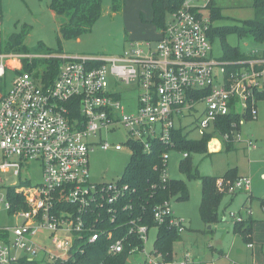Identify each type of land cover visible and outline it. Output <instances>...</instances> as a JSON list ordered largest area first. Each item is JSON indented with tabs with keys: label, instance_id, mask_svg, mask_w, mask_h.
<instances>
[{
	"label": "built area",
	"instance_id": "2783aa9c",
	"mask_svg": "<svg viewBox=\"0 0 264 264\" xmlns=\"http://www.w3.org/2000/svg\"><path fill=\"white\" fill-rule=\"evenodd\" d=\"M200 1L183 0L161 28L160 39L132 41L120 56L0 52V173L16 168L20 177L17 184L8 186L7 199L0 194V212L23 219L20 225H0V264L38 261V257L41 262L68 259L102 236L113 240L111 254L125 250L127 238L114 239L111 223L119 219L117 211L128 185L121 180H91L89 153L95 146L105 150L128 147L132 155L128 142L139 143L150 153L153 142L160 141L167 148L162 154V180L167 182L178 129L189 138L195 129L200 138L212 134L211 151L243 139L240 125L247 114L256 119L260 102L264 103V41L245 51L243 58H216L210 35L212 20L201 12L208 4L201 6ZM2 27L0 15V31ZM50 56L62 60L58 75L50 82L44 72L37 75L25 70L26 60L32 63L34 58ZM124 84L137 90L136 108L131 112H126ZM233 111L240 113L239 124L222 134L218 120ZM121 127L126 129V143L104 139L103 132ZM245 141L249 149L256 148L252 138ZM181 153L183 158L189 156ZM36 162L42 180L31 187L27 171ZM2 185L0 175V188ZM217 185L224 190L222 178ZM12 189L27 208H14ZM251 189L252 179L238 176L228 191L250 193ZM123 207L129 208L130 203ZM246 209L247 217L231 211L228 218L243 221L252 213ZM154 219V227L167 223L180 233L186 229L169 201L155 207ZM131 223V232L142 242L131 255L144 252L141 264H174L162 259L155 247L147 251L153 227L136 220ZM45 231L52 247L44 240ZM41 235L44 243L34 240ZM20 250L32 258L20 257L16 254Z\"/></svg>",
	"mask_w": 264,
	"mask_h": 264
},
{
	"label": "rangeland",
	"instance_id": "374dc122",
	"mask_svg": "<svg viewBox=\"0 0 264 264\" xmlns=\"http://www.w3.org/2000/svg\"><path fill=\"white\" fill-rule=\"evenodd\" d=\"M153 0H124L119 11L112 9L113 0H103V12L90 31L82 34L79 38H63L60 34V24L50 8L52 0H0V12L3 16L2 36L6 44L14 33H20L28 29L24 38V45L34 55H45L49 52L63 51L69 56H89L107 58L120 56L132 41L158 40L161 38V27L152 22ZM254 0H213L222 9L223 18L212 21L213 29L225 26H243L247 20L255 16V8L252 6ZM209 4L201 0L200 5ZM202 14L210 17V8L201 9ZM170 15H167V19ZM212 20V19H211ZM258 42L251 36L240 37L238 33L229 32L225 41L215 36L213 42L214 56L221 59L225 56V45L239 47L242 51H248L256 46ZM43 69V66H40ZM221 69L219 68L218 71ZM124 88V103L126 112L134 111L136 108L137 90L130 89L128 85ZM246 119L240 125L243 139L237 142L235 149L227 150L222 146L219 150L210 153L192 154L194 171L197 169L204 176H223L230 168H237L241 175L249 176L252 179V190L256 196L264 195V103L260 102L259 113L256 119ZM103 137L111 143H126V129L121 127L110 133L103 132ZM252 138L256 148L249 149L246 146L245 138ZM190 138L199 139L200 134L195 129L191 132ZM246 147V148H245ZM131 151L128 147L123 150L114 148L105 150L99 145L89 153V165L91 180L94 182L117 181L122 179L127 165L130 162ZM183 154L174 150L171 153L168 167V175L171 179L185 180L188 185L189 198L180 200L177 196L171 198L175 213L184 220L187 229L182 232L183 241L173 244L174 258L183 255L185 251L203 254L214 258L208 264H259L255 262L252 251L249 253L247 243L242 237L231 236L222 231L224 225L231 226L232 219L228 218L231 211H238L242 203L248 197V191H239L233 201L230 194L224 196L219 213L224 214L229 222H218L212 224L215 233H209L208 227L203 221L200 213V204L203 196L202 184L197 178H188L187 174L180 169V162ZM24 174V173H23ZM3 179V187L0 194L8 198V186L15 185L20 181L16 168L0 173ZM27 177L31 178V187H35L42 180L41 166L36 162L33 168L27 171ZM230 202V204H229ZM256 216L264 215L261 208V199L256 197L250 208ZM248 210V209H246ZM244 217L246 212H243ZM22 218H16L7 211L0 212V225H20ZM159 227L150 230V237L147 243V251L155 247ZM44 236H36L34 240L45 242L52 247L49 232L45 231ZM197 234V235H196ZM59 233V236H63ZM221 250V251H220ZM20 257L31 255L20 250L16 252ZM146 254L140 252L130 257L128 264H141ZM40 261V257L37 258ZM50 262V261H48ZM14 264H25L21 261ZM192 264V263H189Z\"/></svg>",
	"mask_w": 264,
	"mask_h": 264
},
{
	"label": "trees",
	"instance_id": "16d2710c",
	"mask_svg": "<svg viewBox=\"0 0 264 264\" xmlns=\"http://www.w3.org/2000/svg\"><path fill=\"white\" fill-rule=\"evenodd\" d=\"M213 0H211L212 2ZM183 0H153V19L152 22L161 28L167 22V15L177 10L182 5ZM209 2L210 17L212 21L224 17L222 9L215 3ZM124 0H113L112 9L119 11L123 6ZM255 16L247 20L243 26H225L215 28L210 32L212 41L219 35L224 41L229 32L238 33L240 37L251 36L256 42L264 41V0H254ZM60 24V34L63 38H79L82 34L90 31L103 12V0H52L50 5ZM1 13V12H0ZM2 17V13H1ZM28 29H23L20 33H14L9 41L4 44L2 31H0V52H22L31 53L24 45V38ZM59 52H49L48 54H61ZM245 51L239 47L225 45L224 58L239 59L245 57ZM26 71H35L38 74L44 72V76L50 82L60 70L62 60L57 57H37L32 63L25 61ZM43 66V69L40 67ZM252 119V118H251ZM240 113L233 111L231 114L218 120V129L222 134L231 132L235 127L234 123L239 124ZM212 134H206L199 139H190L188 133L178 129L174 134L176 148L180 152H188L189 156L180 162V169L187 174L188 178H197L202 184L203 196L200 204V213L206 225H212L221 221L219 209L224 196L230 194L228 189L238 177V169L230 168L223 176H204L196 169L194 171L192 154H206L209 151V140ZM133 149L130 162L123 174L122 182L128 185V190L121 201L120 209L117 211L119 219L111 223L114 230V239L126 237L125 250L118 254L109 252L110 244L113 240H108L105 236L99 238L95 243L85 245L84 252L74 251L68 259H59L54 262L48 261H22L25 264H128L131 250L134 247H142V242L138 236L131 232L133 224L131 220L138 223L148 224L151 227L156 226L154 219V209L157 205L169 201L177 196L180 200L189 198L188 185L185 180L169 179L162 180V169L164 163L162 154L167 149L160 141H154L152 151L145 152L142 145L136 142H128ZM227 150L234 149V143H225ZM222 178L224 190L218 188L217 181ZM12 201L15 209L27 208L22 196L12 189ZM130 203V207L124 209L123 204ZM122 206V207H121ZM234 223V231L243 236L244 240L251 242L253 231V220L249 216L240 222ZM122 224V225H120ZM119 226V228H116ZM209 231H212L209 230ZM181 234L176 227H170L167 223L159 226L157 241L155 243V252L162 259L171 261L173 253V244L181 239ZM76 252V253H75Z\"/></svg>",
	"mask_w": 264,
	"mask_h": 264
},
{
	"label": "crops",
	"instance_id": "0c3cea01",
	"mask_svg": "<svg viewBox=\"0 0 264 264\" xmlns=\"http://www.w3.org/2000/svg\"><path fill=\"white\" fill-rule=\"evenodd\" d=\"M52 13L54 14L53 11H52ZM0 15H1V13H0ZM54 16H55V14H54ZM2 20H3V16H2ZM235 146H234V149L236 148ZM217 150H219V149H217ZM238 176H245V175H241L238 172ZM262 177L264 179V173L262 174ZM237 194L238 193L230 194L231 201H233V199L235 198V196ZM256 197H259L261 199V208H262V212H264V208H263L264 195L263 196H256L252 189H251V192L249 193L248 197H246L244 199L241 209H239L237 212L243 213L244 211L246 212V208H252V201ZM229 204H230V202H229ZM246 214H247V212H246ZM250 217L254 222L253 223V231H252V235H251V239H252L251 242L253 243V246L252 247L249 246V243H247L245 240L244 241L247 243V248L249 249V253H251V251H252L253 257L255 258V262L256 263L258 262L259 264H264V215L256 216V214L252 211ZM219 222L226 223V222H229V219L224 214L221 217V221H219ZM213 227H214L213 225H211V228L208 227V230L212 229V231H209V233H211V234L215 233V228H213ZM186 229H187V227H186ZM221 229L223 232H227L229 234V236H231V233L233 232L232 234H234V237L236 239H237V236L243 238V236L241 234L236 233L234 231V223L233 222H231V226L224 225ZM181 236H182V234H181ZM179 241L180 242L183 241V237H181V239ZM203 252H204V250L201 251L199 254L195 255L194 253H191L189 251H185V253H183V255L176 256V258H174V256H173L171 261L174 264H179L182 261H186L187 264H189V263H192V264H208L209 262H212L214 258H210L209 256H206L205 254H203Z\"/></svg>",
	"mask_w": 264,
	"mask_h": 264
},
{
	"label": "water",
	"instance_id": "95a60500",
	"mask_svg": "<svg viewBox=\"0 0 264 264\" xmlns=\"http://www.w3.org/2000/svg\"><path fill=\"white\" fill-rule=\"evenodd\" d=\"M209 228H211V225H209Z\"/></svg>",
	"mask_w": 264,
	"mask_h": 264
}]
</instances>
